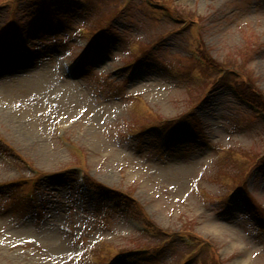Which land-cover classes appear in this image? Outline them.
<instances>
[{"label": "rangeland", "instance_id": "obj_1", "mask_svg": "<svg viewBox=\"0 0 264 264\" xmlns=\"http://www.w3.org/2000/svg\"><path fill=\"white\" fill-rule=\"evenodd\" d=\"M155 1L0 0V264H264V0Z\"/></svg>", "mask_w": 264, "mask_h": 264}]
</instances>
